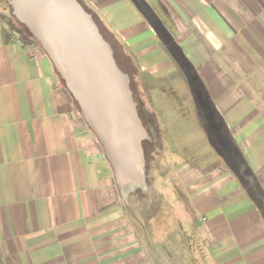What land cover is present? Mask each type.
<instances>
[{"label":"crops","instance_id":"1","mask_svg":"<svg viewBox=\"0 0 264 264\" xmlns=\"http://www.w3.org/2000/svg\"><path fill=\"white\" fill-rule=\"evenodd\" d=\"M81 2L148 103L182 216L140 238L138 182L0 14V264H264V0Z\"/></svg>","mask_w":264,"mask_h":264},{"label":"water","instance_id":"2","mask_svg":"<svg viewBox=\"0 0 264 264\" xmlns=\"http://www.w3.org/2000/svg\"><path fill=\"white\" fill-rule=\"evenodd\" d=\"M67 2L70 11L80 19L79 21L74 20V29L78 33L74 35L77 38L75 37L74 40L72 34L70 38L73 37V39L68 40L70 41L68 47L64 45L66 41L61 40L62 38H59L57 42L53 41L59 54H56V61L46 47L44 50L53 60L58 74L65 82L75 102L85 111L83 112L88 118V122L91 121L92 126H94L91 128L94 129L118 161L121 184L124 185L125 180L134 184L135 182L143 183L141 174L143 172L140 171V168L142 160L144 161L142 143L145 139L140 135L143 133L144 127L138 116L132 95L128 91L126 75L116 64L111 48L101 35L94 20L87 15L89 13L84 6L79 0H67ZM12 4L17 18L27 25L32 9H36L37 6L45 7V13L49 17L47 20L52 26L53 32L48 29V33H52L53 37L56 32L60 35V29L54 25V18L49 14L51 11H60L56 1L19 0L16 3L13 0ZM34 38L41 44L36 37ZM115 91L120 94L118 96L119 102L127 116L125 122L123 119V122L120 121L114 106L110 104L114 100L117 105ZM111 95H114L115 99L112 100ZM129 135L130 139H128ZM137 146H140V149Z\"/></svg>","mask_w":264,"mask_h":264},{"label":"rangeland","instance_id":"3","mask_svg":"<svg viewBox=\"0 0 264 264\" xmlns=\"http://www.w3.org/2000/svg\"><path fill=\"white\" fill-rule=\"evenodd\" d=\"M0 1L3 2V5H0V14L4 15V18L2 19L4 21L9 20L14 25H16L18 28H20V30L25 31L30 36H33V38L36 37L41 42V44H39L41 48L44 50V48L46 47L51 53L53 59H55V61L57 60L56 54L57 55L59 54L57 52V47L53 43V41L57 42L59 38H62L61 40L66 41L64 42V45L68 47L70 46V41L68 40L73 39V37L70 38V36L73 34L74 40H75L76 36L74 34L75 33L78 34L77 30L75 31L74 29L75 28L74 20L79 21L80 19L78 17H75L74 13L70 11V6L67 0H54L58 4L60 11L53 12L49 9L51 11L49 14L51 15V17L53 16L52 18H54V22H55L54 25H56V27L60 29L59 33L61 36L56 32L54 34V37L52 35L53 33L51 29L52 26L49 24L47 20V18L49 17L45 13L46 11L45 7L37 6L36 9L35 8L32 9V12H30V16L28 20L29 24L27 25L21 22L20 20H18L16 17L12 16L11 13L14 12V8L11 6V3L13 0H0ZM7 2L10 4V6L8 7H7ZM87 15L94 20L92 13L89 12V14ZM5 17L7 19H5ZM16 20L18 23L16 22ZM96 26L98 27V29H100L98 24ZM48 29H50L52 33L49 34ZM105 38H106L105 41L108 43L114 55V50L112 49L107 36ZM63 41H61V44H63ZM114 59L117 62L115 56H114ZM50 60L53 66L55 67L53 60L51 58ZM120 70L122 71L124 75H126L125 79L127 82L128 91L132 95V100L135 103L138 116L147 133L146 136H144L143 134L140 135L142 137L144 136L143 138H146L142 143V152H143V158H144V161L142 160L144 163L141 162V164H144V168L142 169L143 184L134 185L128 188L126 191V197H125V204L127 205V208L129 210L128 214L130 217V221L136 228V231L138 235L140 236V238L143 239L146 236V233L147 234L149 233V236H151L150 229L148 228L150 221H153V224L155 226L156 224L161 223V222L164 224L172 223L173 224L172 227L175 228L176 224L180 220L179 218H181L182 215H180L179 213L171 212V210H176V209H173L174 207L177 208L176 198L174 195H172V192L170 191L168 184L163 182V179L161 176L162 174L160 173V171L156 170L155 172L154 171L152 172V170H155L157 163H158V156L160 154V148H159L160 137H159L158 132L151 130L149 126V124L152 123V117H147L144 114L148 103L145 100L141 102H138L136 100V96L134 95V92L132 90V84H131L130 77L121 68ZM62 83L66 87V84L63 80H62ZM72 98L74 101L75 110L79 111V113L82 115L84 120L88 123V125L92 126L91 121L89 120L90 123L88 122V118L86 117L84 113L85 111L75 102V99L73 96ZM163 103L166 104L165 101H163ZM137 148L140 149V146L139 147L137 146ZM162 193L164 195H170L169 204L166 202L165 200L166 198L161 195ZM167 207H169L171 210H168ZM175 232H177V229H173L172 233H175ZM158 233H160V231Z\"/></svg>","mask_w":264,"mask_h":264},{"label":"trees","instance_id":"4","mask_svg":"<svg viewBox=\"0 0 264 264\" xmlns=\"http://www.w3.org/2000/svg\"><path fill=\"white\" fill-rule=\"evenodd\" d=\"M79 2L84 6V8L86 9V11L89 13H91V11L81 2V0H79ZM94 18V22L96 23V25L98 24L99 26V31L101 33V35L103 36L104 39H106V35H105V31L102 28L101 24L99 23V21L95 18V16L93 15ZM5 19H7L5 17ZM6 24L8 25V30H4V34L6 35V38L11 37V36H15L18 35V39L21 40L24 45H31V44H38L39 43L29 34H27L25 31L20 30V28H18L16 25H14L12 22H10L9 20L5 21ZM10 32V33H9ZM113 49V46H111ZM114 50V49H113ZM114 56L117 60V56L114 53ZM118 64V61L116 62ZM118 66L120 67V65L118 64ZM121 68V67H120ZM122 69V68H121ZM123 70V69H122ZM124 71V70H123Z\"/></svg>","mask_w":264,"mask_h":264},{"label":"bare ground","instance_id":"5","mask_svg":"<svg viewBox=\"0 0 264 264\" xmlns=\"http://www.w3.org/2000/svg\"><path fill=\"white\" fill-rule=\"evenodd\" d=\"M16 1H18V0H16ZM104 47L105 48H107L106 47V45H104ZM118 91H115V98H116V101H117V105L115 104V102H114V100L113 99H115L113 96L114 95H111V99L113 100V101H111V103L110 104H112L113 106H114V108H115V111L117 112V115H119V117L121 118V120L120 121H122V119L124 120V122H125V119H127V116H126V113H124V110H123V108L121 107L122 105L120 104V100H119V98H118V96H120V94L119 93H117ZM117 93V94H116ZM117 95V96H116ZM123 98V97H122ZM123 101L125 102V100H124V98H123ZM118 107V108H117ZM123 122V121H122ZM123 126H124V124H123ZM141 127V126H140ZM127 128V130H128V127H126ZM126 130V131H127ZM142 134L144 135V136H146V131H145V129L143 128L142 129ZM126 134H128V133H126ZM143 136V137H144ZM128 139H130V135H129V138ZM144 139H146V138H144ZM142 163H144L143 161H142ZM143 165V166H142ZM142 168H144V164H141V168H140V171H142ZM142 174V173H141ZM141 185V184H143V183H137V185Z\"/></svg>","mask_w":264,"mask_h":264}]
</instances>
